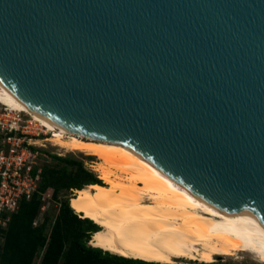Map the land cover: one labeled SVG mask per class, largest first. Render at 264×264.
<instances>
[{
    "label": "water",
    "instance_id": "1",
    "mask_svg": "<svg viewBox=\"0 0 264 264\" xmlns=\"http://www.w3.org/2000/svg\"><path fill=\"white\" fill-rule=\"evenodd\" d=\"M0 80L264 225V0H0Z\"/></svg>",
    "mask_w": 264,
    "mask_h": 264
},
{
    "label": "bare ground",
    "instance_id": "2",
    "mask_svg": "<svg viewBox=\"0 0 264 264\" xmlns=\"http://www.w3.org/2000/svg\"><path fill=\"white\" fill-rule=\"evenodd\" d=\"M0 106L42 122L52 132L45 141L52 146L100 161L95 171L104 185L85 186L70 201L75 214L100 227L89 246L158 264H175L181 259L210 264L217 256L237 252L249 253L264 264V225L255 213L216 211L129 148L60 129L1 80Z\"/></svg>",
    "mask_w": 264,
    "mask_h": 264
},
{
    "label": "trees",
    "instance_id": "3",
    "mask_svg": "<svg viewBox=\"0 0 264 264\" xmlns=\"http://www.w3.org/2000/svg\"><path fill=\"white\" fill-rule=\"evenodd\" d=\"M41 179L29 200H22L0 230V264H158L124 258L89 246L99 227L70 208L73 192L103 183L82 160L42 151ZM50 192L55 207L36 219L43 207L42 195ZM212 264V263H210Z\"/></svg>",
    "mask_w": 264,
    "mask_h": 264
},
{
    "label": "built area",
    "instance_id": "4",
    "mask_svg": "<svg viewBox=\"0 0 264 264\" xmlns=\"http://www.w3.org/2000/svg\"><path fill=\"white\" fill-rule=\"evenodd\" d=\"M51 134L42 122L25 112L0 109V230L7 227L9 216L20 202L37 192L45 157L41 152Z\"/></svg>",
    "mask_w": 264,
    "mask_h": 264
},
{
    "label": "rangeland",
    "instance_id": "5",
    "mask_svg": "<svg viewBox=\"0 0 264 264\" xmlns=\"http://www.w3.org/2000/svg\"><path fill=\"white\" fill-rule=\"evenodd\" d=\"M1 108H2V106H0V109ZM45 144H46V147L42 149L43 151L49 152L50 154H60L61 156H73L77 159H80V160H82L84 166L88 170L92 171L99 178V176H98L99 174H98V172L95 171V168L97 166V163H99L100 161L96 157L85 155V154L79 153V152H67L63 149L52 146L51 143H45ZM110 170L113 171L114 173L118 174V175L120 174L118 172V169H116L114 167L113 168L111 167ZM99 180H101V179L99 178ZM101 182L103 183L102 180H101ZM103 185H104V183H103ZM72 195H73V197L75 196V191L73 192ZM45 196H46L45 197L46 199L43 203L44 209L41 210L40 215L36 219L37 224L41 223V221L43 220V216H44L45 212L51 211L55 207V202L51 199L50 192H47ZM71 199H70V201H71ZM99 229H100V227H99ZM37 263H38V259L35 260L34 264H37ZM175 264H207V263L181 259V260L176 261ZM212 264H263V263H260L253 255H251L249 253L237 252L233 256H220V257L217 256V257H215V260L212 262Z\"/></svg>",
    "mask_w": 264,
    "mask_h": 264
}]
</instances>
